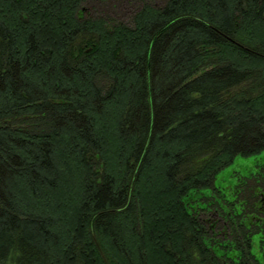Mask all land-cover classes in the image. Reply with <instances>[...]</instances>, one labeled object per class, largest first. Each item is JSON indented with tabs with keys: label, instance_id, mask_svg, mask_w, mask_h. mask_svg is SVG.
Wrapping results in <instances>:
<instances>
[{
	"label": "trees",
	"instance_id": "16d2710c",
	"mask_svg": "<svg viewBox=\"0 0 264 264\" xmlns=\"http://www.w3.org/2000/svg\"><path fill=\"white\" fill-rule=\"evenodd\" d=\"M0 264H264V0H0Z\"/></svg>",
	"mask_w": 264,
	"mask_h": 264
},
{
	"label": "rangeland",
	"instance_id": "374dc122",
	"mask_svg": "<svg viewBox=\"0 0 264 264\" xmlns=\"http://www.w3.org/2000/svg\"><path fill=\"white\" fill-rule=\"evenodd\" d=\"M131 12V8L128 9ZM108 145H113L108 138L106 139ZM250 158H236L229 166L219 171L215 177V185L221 189H224L226 193L230 191V188L235 184V178L233 174L236 172L247 173V170L250 169Z\"/></svg>",
	"mask_w": 264,
	"mask_h": 264
}]
</instances>
